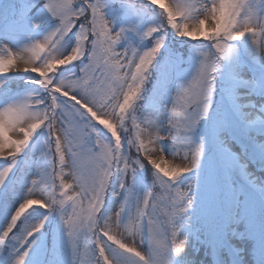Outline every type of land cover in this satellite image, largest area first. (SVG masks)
Returning a JSON list of instances; mask_svg holds the SVG:
<instances>
[{
	"label": "snow or ice",
	"instance_id": "6c2138e0",
	"mask_svg": "<svg viewBox=\"0 0 264 264\" xmlns=\"http://www.w3.org/2000/svg\"><path fill=\"white\" fill-rule=\"evenodd\" d=\"M0 216V264H264V0H0Z\"/></svg>",
	"mask_w": 264,
	"mask_h": 264
},
{
	"label": "rangeland",
	"instance_id": "374dc122",
	"mask_svg": "<svg viewBox=\"0 0 264 264\" xmlns=\"http://www.w3.org/2000/svg\"><path fill=\"white\" fill-rule=\"evenodd\" d=\"M118 46H122V45H118ZM140 114H141V118L142 119L148 115L146 112H143V110H141ZM33 215H34L35 218H38L40 213L35 212V213H33ZM52 219L55 221V218H52ZM2 224H3V217L0 216V225H2Z\"/></svg>",
	"mask_w": 264,
	"mask_h": 264
}]
</instances>
